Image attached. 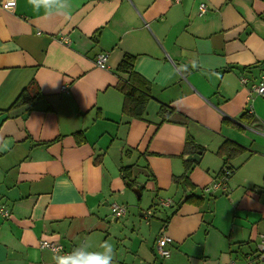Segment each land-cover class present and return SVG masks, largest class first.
Segmentation results:
<instances>
[{
	"label": "crops",
	"instance_id": "crops-1",
	"mask_svg": "<svg viewBox=\"0 0 264 264\" xmlns=\"http://www.w3.org/2000/svg\"><path fill=\"white\" fill-rule=\"evenodd\" d=\"M58 5L46 15L28 0H0V205L11 212L0 214V264H54L43 239L70 251L125 231L114 264H243L264 231V96L255 90L264 0H71L55 14ZM126 54L151 84L144 118L123 111ZM32 81L42 95L11 108ZM162 105L177 112L163 120ZM227 139L246 150L230 160L226 185L209 190ZM185 160L194 187L173 181ZM163 233L173 239L167 257L156 248Z\"/></svg>",
	"mask_w": 264,
	"mask_h": 264
},
{
	"label": "trees",
	"instance_id": "trees-1",
	"mask_svg": "<svg viewBox=\"0 0 264 264\" xmlns=\"http://www.w3.org/2000/svg\"><path fill=\"white\" fill-rule=\"evenodd\" d=\"M134 61H135V57L133 55L126 54L124 56L119 66V69L121 71L129 73V77L127 80L122 79L120 83H118L117 87L125 95V100H124V105H123L124 113L130 116L144 118L145 113H146V106L149 100L153 97L152 91H151V84L147 79H145L142 75H140L134 70ZM35 90H37L38 92L34 94ZM39 95H42V93L35 85V82L32 81L18 95V97L12 104L11 108L15 106L16 104H23V103L30 102L31 100H34L37 97H39ZM168 109H172V111L177 112L176 109L170 106L162 105L160 109V113L162 114L163 120L169 117L167 114ZM181 116L185 118L184 115H181ZM77 135H79V133ZM196 147L198 146L194 144L193 138L189 136L186 141L185 151L192 152L194 151V148ZM245 150H246V147L239 144L238 142H235L230 139L225 140L218 150V153L222 155L223 157H225L223 168L225 166L229 167L230 160H232L234 157H236L240 153H243ZM185 165H186V172L182 174L181 176H174L173 181L176 184H181L188 188L194 187V184L190 181V178L187 174V172L192 167V163L191 161L185 160ZM229 169H231V171L233 172V169L231 167H229ZM120 170L125 179H131L128 166H122ZM188 199L194 202H198V203L201 202L200 198L193 194L189 195Z\"/></svg>",
	"mask_w": 264,
	"mask_h": 264
},
{
	"label": "built area",
	"instance_id": "built-area-1",
	"mask_svg": "<svg viewBox=\"0 0 264 264\" xmlns=\"http://www.w3.org/2000/svg\"><path fill=\"white\" fill-rule=\"evenodd\" d=\"M6 2H12L14 0H5ZM174 2H180L181 0H173ZM207 4L201 3L200 5V12L203 13L207 10ZM109 53H101L98 55L96 63L99 66L105 67L107 65ZM63 90H68L67 86L63 87ZM255 90L258 94H261L264 96V81L260 82L255 86ZM232 174L231 169L229 167L225 166L222 170L221 176L219 177L218 181H215L208 187L209 190H214L219 187H224L226 185L227 180L229 179L230 175ZM171 203V200L168 199L164 204L169 205ZM112 212L117 217L124 216L127 212V208L125 205L122 204H113L112 206ZM0 214L4 217H9L11 212L8 208H6L4 205H0ZM173 242V239L170 235L162 234L159 236L156 242V248L157 252L160 256L167 257L171 253V249L169 248V244ZM42 247L50 248L51 250L56 249L57 247L62 248L63 246L58 243L57 241L43 239L40 242ZM243 264H264V231L260 233V240L257 245V250L254 254H250L247 256L246 260Z\"/></svg>",
	"mask_w": 264,
	"mask_h": 264
},
{
	"label": "clouds",
	"instance_id": "clouds-1",
	"mask_svg": "<svg viewBox=\"0 0 264 264\" xmlns=\"http://www.w3.org/2000/svg\"><path fill=\"white\" fill-rule=\"evenodd\" d=\"M28 3L37 11L43 10L46 15L50 12L52 0H28ZM71 9V0H59L55 14H68ZM192 67H197L193 62ZM54 264H114L115 249L109 241H103L98 247L92 248L87 242L74 246L70 251L57 247L53 249Z\"/></svg>",
	"mask_w": 264,
	"mask_h": 264
},
{
	"label": "rangeland",
	"instance_id": "rangeland-1",
	"mask_svg": "<svg viewBox=\"0 0 264 264\" xmlns=\"http://www.w3.org/2000/svg\"><path fill=\"white\" fill-rule=\"evenodd\" d=\"M144 192H145L144 193V196H142L139 201H142L143 204L145 203V205H146V203H149V195H148V191L147 190H145ZM128 210H129L128 214H132L131 205L129 206V209ZM161 212H163V210L160 211V212H158V213H161ZM134 214H136V215L139 216L137 209L134 211ZM125 218L120 219L118 222L120 224H122ZM118 222H115V223H118ZM120 224L112 228L113 232L120 226ZM125 234H127V231L117 233V236L111 237L110 240H109V242L114 246V249H115V253L116 254H119L120 255V253H122V251H123V246L125 244V241H127V237L125 236ZM129 234L130 233H128L127 236Z\"/></svg>",
	"mask_w": 264,
	"mask_h": 264
},
{
	"label": "water",
	"instance_id": "water-1",
	"mask_svg": "<svg viewBox=\"0 0 264 264\" xmlns=\"http://www.w3.org/2000/svg\"><path fill=\"white\" fill-rule=\"evenodd\" d=\"M202 154V150H198L196 153L194 154H190L187 156V159H193V160H199ZM131 181H128V185H131ZM133 190L138 194V197H141V185L140 184H136L135 186H132ZM183 201V200H182Z\"/></svg>",
	"mask_w": 264,
	"mask_h": 264
}]
</instances>
